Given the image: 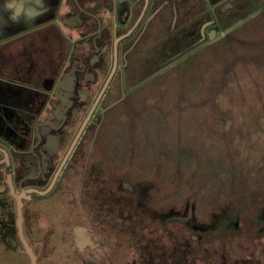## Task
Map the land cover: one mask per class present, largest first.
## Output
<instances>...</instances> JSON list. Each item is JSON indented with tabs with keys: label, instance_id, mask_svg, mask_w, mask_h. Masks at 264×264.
Here are the masks:
<instances>
[{
	"label": "flooded vegetation",
	"instance_id": "flooded-vegetation-1",
	"mask_svg": "<svg viewBox=\"0 0 264 264\" xmlns=\"http://www.w3.org/2000/svg\"><path fill=\"white\" fill-rule=\"evenodd\" d=\"M261 1L72 0L59 49L30 41L36 22H3L20 47L0 49V264H138L97 198L135 189L145 207L156 178L140 159L114 157L110 125L245 14L240 5ZM195 207L160 218L198 231Z\"/></svg>",
	"mask_w": 264,
	"mask_h": 264
},
{
	"label": "rangeland",
	"instance_id": "rangeland-1",
	"mask_svg": "<svg viewBox=\"0 0 264 264\" xmlns=\"http://www.w3.org/2000/svg\"><path fill=\"white\" fill-rule=\"evenodd\" d=\"M240 6L246 13L205 49L181 57L170 83L169 73L110 125L120 132L108 134L114 157L130 154L156 178L145 207L115 185L97 198L138 264H264V0ZM191 201L204 229L162 223V209Z\"/></svg>",
	"mask_w": 264,
	"mask_h": 264
},
{
	"label": "crops",
	"instance_id": "crops-1",
	"mask_svg": "<svg viewBox=\"0 0 264 264\" xmlns=\"http://www.w3.org/2000/svg\"><path fill=\"white\" fill-rule=\"evenodd\" d=\"M65 2L66 0H0V49L20 47V43L13 42L17 33L10 32L9 28L3 33L1 29L3 22L22 19H29L39 25L35 37L30 41L41 39L47 49H59L63 39V33L59 32H67L61 22L67 11Z\"/></svg>",
	"mask_w": 264,
	"mask_h": 264
}]
</instances>
